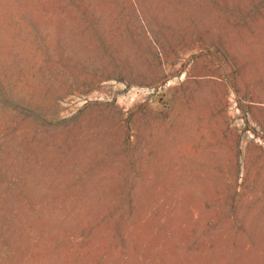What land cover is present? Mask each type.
<instances>
[{
    "label": "rangeland",
    "instance_id": "obj_1",
    "mask_svg": "<svg viewBox=\"0 0 264 264\" xmlns=\"http://www.w3.org/2000/svg\"><path fill=\"white\" fill-rule=\"evenodd\" d=\"M0 264H264V0H0Z\"/></svg>",
    "mask_w": 264,
    "mask_h": 264
}]
</instances>
